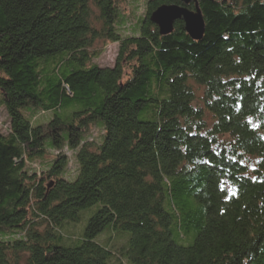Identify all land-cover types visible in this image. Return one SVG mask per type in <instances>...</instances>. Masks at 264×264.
<instances>
[{"label": "trees", "instance_id": "16d2710c", "mask_svg": "<svg viewBox=\"0 0 264 264\" xmlns=\"http://www.w3.org/2000/svg\"><path fill=\"white\" fill-rule=\"evenodd\" d=\"M113 4L0 0V264H122L105 234L127 264H264V0H197V41L181 20L167 35L150 21L179 0L146 1L125 38ZM92 35L119 42L111 68L87 64ZM38 112L52 113L45 126ZM51 152L41 174L28 169Z\"/></svg>", "mask_w": 264, "mask_h": 264}, {"label": "rangeland", "instance_id": "374dc122", "mask_svg": "<svg viewBox=\"0 0 264 264\" xmlns=\"http://www.w3.org/2000/svg\"><path fill=\"white\" fill-rule=\"evenodd\" d=\"M146 1L148 0H114L113 6L119 11L118 17L120 15L124 16L125 18L120 20L117 25V34L118 37L125 38L126 36H130L133 34V29L136 28L137 22L140 18L145 15L146 12ZM181 3V2H180ZM94 16L91 17L93 19L92 28L96 31H102L104 29L102 21L99 19V13L97 10H93ZM154 13L151 14V16ZM150 16V18H151ZM203 18V17H202ZM118 20V19H117ZM156 28L158 26L153 23ZM159 33V30H158ZM159 35H161L159 33ZM191 39V38H190ZM193 40V39H192ZM200 40V39H199ZM197 41V40H195ZM119 50V42L110 41L109 38L105 36L94 37L91 36V43L90 46L86 49L87 55L90 57L88 65H96L99 68H111L114 63L116 62V58L118 56ZM124 76L122 81L124 82L128 76H130V71L127 67L123 69ZM191 87L194 91L195 99L193 101L194 106H201V91L202 88L200 86L195 85L194 83H190ZM26 116L29 117L27 113ZM52 117V113H42L38 112L35 117L32 119L31 124L33 126L42 125L45 126L50 118ZM207 126L209 127L212 123V120L209 119V116L205 117ZM254 127H257L256 124H252ZM8 130V119L4 107H0V131L3 134H6ZM102 135V131L96 125H90L85 131V139L88 141H94L96 143L100 142ZM218 140L222 143L227 141L226 136H219ZM66 159L68 160L66 174L70 176H66L67 178H71L73 173H75L77 165L74 161V154L72 151L67 150L64 148L61 152ZM55 153L51 152L44 155L42 158L35 159L32 162L27 163L28 169L31 171H35L37 174H41V171L46 167L47 163L54 159ZM241 162L246 164L248 170L247 174L251 175L252 168L254 164L257 162V159L253 158L251 160L242 159ZM228 194H233L234 189L231 186H226ZM85 226V221H84ZM83 222H81L78 226H70L66 229L65 238L66 240L75 239L79 235L80 229H82ZM70 241V240H69ZM99 243L103 246H106L116 257V259L120 260L122 264H127L126 260L123 257V245L124 241L121 238H117L114 234H105L101 235L98 239Z\"/></svg>", "mask_w": 264, "mask_h": 264}, {"label": "water", "instance_id": "95a60500", "mask_svg": "<svg viewBox=\"0 0 264 264\" xmlns=\"http://www.w3.org/2000/svg\"><path fill=\"white\" fill-rule=\"evenodd\" d=\"M182 6H161L157 8L150 18V21L158 26L161 35L170 34L173 31V24L177 20L184 23V31L193 40L201 39L204 33V21L199 11L197 0H179ZM193 3V11L186 9Z\"/></svg>", "mask_w": 264, "mask_h": 264}]
</instances>
